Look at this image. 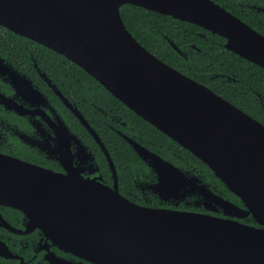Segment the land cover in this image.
Wrapping results in <instances>:
<instances>
[{"label":"water","instance_id":"95a60500","mask_svg":"<svg viewBox=\"0 0 264 264\" xmlns=\"http://www.w3.org/2000/svg\"><path fill=\"white\" fill-rule=\"evenodd\" d=\"M130 4L200 26L264 69V36L212 0H0V26L85 69L206 164L243 207L204 184L197 186L204 205L228 218L144 207L120 195L117 185L72 182L2 156L0 205L23 211L30 226L80 264H264V124L142 46L121 17ZM131 143L158 174L159 195L186 194L197 184ZM248 217L257 227L239 221Z\"/></svg>","mask_w":264,"mask_h":264},{"label":"flooded vegetation","instance_id":"af4514ba","mask_svg":"<svg viewBox=\"0 0 264 264\" xmlns=\"http://www.w3.org/2000/svg\"><path fill=\"white\" fill-rule=\"evenodd\" d=\"M212 1L264 36V0H226L234 11ZM201 29L199 35L203 38L217 36ZM168 42L180 55L186 57L174 42ZM225 44L224 39V47ZM191 47L198 50L195 44ZM107 92L120 101L78 64L0 26V156L28 163L72 182L94 181L112 189L117 185L120 195L144 207L228 218L219 207L204 205L206 202L198 184L206 185L215 194L243 207L240 199L229 192L210 169L222 186L209 178V174L190 158L188 154L193 155L192 152L120 101L149 124V127L139 128L136 118L117 108L109 100ZM256 98L264 110L262 95L257 94ZM250 116L264 124L262 120ZM153 129L176 144L152 133ZM115 140L125 142L141 160L142 167L130 168L129 173L122 171L120 160L113 156L118 150L115 145V153L112 151L111 145ZM131 142L173 164L188 177L196 178L197 184L186 188V194L182 191L179 195H159L153 188L158 183V174L139 157ZM239 221L257 227L251 217ZM51 256L78 264L82 262L52 245L41 229L30 226L29 218L23 211L0 205V264H52Z\"/></svg>","mask_w":264,"mask_h":264},{"label":"trees","instance_id":"16d2710c","mask_svg":"<svg viewBox=\"0 0 264 264\" xmlns=\"http://www.w3.org/2000/svg\"><path fill=\"white\" fill-rule=\"evenodd\" d=\"M215 1L228 10L234 11L229 1ZM234 14L239 16L237 12ZM121 16L134 37L148 50L156 53L160 59L209 86L225 99L264 122V110L260 100L256 98L257 94H261V101L264 100V69L227 50L222 37L203 38L199 35L202 31L199 26L131 4L121 8ZM247 21L250 23L249 20ZM169 40L174 42L186 54V57L180 55L168 42ZM193 44L198 50L191 47ZM107 95L117 108L136 118L139 128L143 129L144 126L149 125L108 92ZM153 130L152 133L164 137L173 145L176 144L160 131ZM115 145L118 150L113 156L120 160L122 171L129 173L130 168L142 167L141 160L125 142L115 140L111 145L114 153ZM188 155L209 174V178L222 186L203 162L190 153ZM165 157L170 159L169 156Z\"/></svg>","mask_w":264,"mask_h":264}]
</instances>
